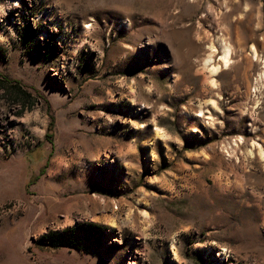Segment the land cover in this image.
Masks as SVG:
<instances>
[{
    "label": "rangeland",
    "instance_id": "rangeland-1",
    "mask_svg": "<svg viewBox=\"0 0 264 264\" xmlns=\"http://www.w3.org/2000/svg\"><path fill=\"white\" fill-rule=\"evenodd\" d=\"M0 264H264V0H0Z\"/></svg>",
    "mask_w": 264,
    "mask_h": 264
},
{
    "label": "bare ground",
    "instance_id": "bare-ground-1",
    "mask_svg": "<svg viewBox=\"0 0 264 264\" xmlns=\"http://www.w3.org/2000/svg\"><path fill=\"white\" fill-rule=\"evenodd\" d=\"M222 48V56H221V61L223 63L224 66H226L228 64L229 61V50L228 47H226L225 45L221 46ZM220 67L218 66H211L210 67V73L215 75Z\"/></svg>",
    "mask_w": 264,
    "mask_h": 264
},
{
    "label": "trees",
    "instance_id": "trees-1",
    "mask_svg": "<svg viewBox=\"0 0 264 264\" xmlns=\"http://www.w3.org/2000/svg\"><path fill=\"white\" fill-rule=\"evenodd\" d=\"M25 96L26 97H29V95L28 94H25ZM92 229H94V230H98L99 228L98 227H91ZM92 231V230H91ZM94 233V231H92V234Z\"/></svg>",
    "mask_w": 264,
    "mask_h": 264
}]
</instances>
